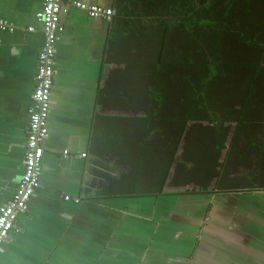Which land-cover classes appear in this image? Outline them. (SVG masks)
<instances>
[{
  "label": "crops",
  "instance_id": "crops-1",
  "mask_svg": "<svg viewBox=\"0 0 264 264\" xmlns=\"http://www.w3.org/2000/svg\"><path fill=\"white\" fill-rule=\"evenodd\" d=\"M77 1L115 14L111 21L77 8L61 14L40 184L1 245L0 264H264V66L250 61L249 81L242 76L231 90L230 81L213 78L214 97L201 100L233 119L218 128L219 136L230 129L216 175L223 190L129 194L131 173L143 185L167 170L156 161L148 171L134 169L143 153H153L147 149L163 147L161 124L147 126L138 90L145 58L138 53L155 45L142 37L162 33L161 0ZM42 5L0 0V18L16 27L0 30V213L25 169L28 110L46 42L37 19ZM231 62L238 68L244 60ZM135 84L136 92L126 90ZM164 195L187 198L175 199L182 208L172 211L164 209Z\"/></svg>",
  "mask_w": 264,
  "mask_h": 264
},
{
  "label": "trees",
  "instance_id": "trees-1",
  "mask_svg": "<svg viewBox=\"0 0 264 264\" xmlns=\"http://www.w3.org/2000/svg\"><path fill=\"white\" fill-rule=\"evenodd\" d=\"M159 9L162 33L142 37L155 45L154 49L150 44L147 51L138 53L145 54L140 59L144 64L140 63L138 90L142 93L143 88L145 93L147 126L161 124L158 135L163 147L147 149L153 153H143L134 169L148 171L149 167H155L152 162L156 161L167 170L162 178L149 175L143 185L131 173L134 183L129 194L223 190L216 175L224 144L220 141H227L230 129L226 128L219 136L218 128L224 122L232 124L233 119L220 116L214 108L207 110L201 100L208 95V99L214 97L213 78L230 81L231 90L239 87L242 76L249 81L252 68L255 69L250 61L258 59V67L264 66V0H161ZM237 58L244 62L233 68L231 60ZM236 75L241 76L238 83ZM260 75L258 69L253 81ZM136 86L130 85L126 90L136 92ZM134 102L137 111L141 98ZM208 102L216 105L215 98ZM190 121L194 123L188 128ZM207 140H214L213 146L205 147ZM233 149L229 146L228 155ZM171 169L174 171L170 172Z\"/></svg>",
  "mask_w": 264,
  "mask_h": 264
},
{
  "label": "built area",
  "instance_id": "built-area-1",
  "mask_svg": "<svg viewBox=\"0 0 264 264\" xmlns=\"http://www.w3.org/2000/svg\"><path fill=\"white\" fill-rule=\"evenodd\" d=\"M71 8L83 10L90 17L105 21H111L115 14L112 8L77 0L69 4H64V0H43L37 19L43 26L46 42L37 58L36 87L28 110L25 169L15 195L4 205L0 213V248L10 236L18 216L28 211L30 201L40 184L44 156L43 140L48 134V118L52 108L51 93L55 78L56 44L64 30L61 14L68 13ZM15 29L12 23L0 18V30L13 32ZM28 30L35 31V28L31 26ZM66 199L69 197L67 196ZM76 201L79 202L80 199Z\"/></svg>",
  "mask_w": 264,
  "mask_h": 264
},
{
  "label": "rangeland",
  "instance_id": "rangeland-1",
  "mask_svg": "<svg viewBox=\"0 0 264 264\" xmlns=\"http://www.w3.org/2000/svg\"><path fill=\"white\" fill-rule=\"evenodd\" d=\"M186 196L185 195H164L162 196V205L164 207V209H170V210H175V208H182V206L179 205H172L176 201L180 200L181 201H186ZM168 200L167 203H165V201Z\"/></svg>",
  "mask_w": 264,
  "mask_h": 264
}]
</instances>
